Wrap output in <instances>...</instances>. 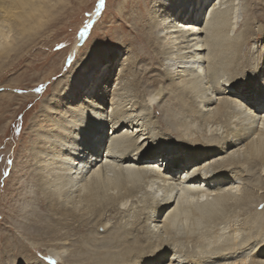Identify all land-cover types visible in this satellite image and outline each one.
Wrapping results in <instances>:
<instances>
[{
	"label": "bare ground",
	"instance_id": "bare-ground-1",
	"mask_svg": "<svg viewBox=\"0 0 264 264\" xmlns=\"http://www.w3.org/2000/svg\"><path fill=\"white\" fill-rule=\"evenodd\" d=\"M50 1L0 0V56L15 49L16 35L23 36L32 22L51 16ZM240 2L153 0L149 26L174 104L169 100L170 118L164 120L182 132L189 146L198 130L205 133L202 147L185 145L178 156L173 153L175 144L163 141L150 116L160 102L140 97L133 63L118 72L109 68L105 76L96 73L107 51L92 53L84 62L77 57L76 73L54 85L53 98L34 118V182L56 213H75L88 223V211L101 201L144 197L145 217L124 232L126 252L93 263L91 253L79 248L86 264H239L235 259L254 251L253 243L236 240L235 222L226 221L264 192L257 184L261 178L244 181L247 174L264 171V92L257 91L264 81L258 88L250 83L243 96L234 89L233 80L247 60L237 56L238 47L255 39L244 17L248 7ZM261 68L264 74V63ZM149 141L157 150L140 153ZM222 231L233 235L220 242L214 234ZM257 254H264V245ZM49 256L57 264L69 259L63 247L50 249Z\"/></svg>",
	"mask_w": 264,
	"mask_h": 264
},
{
	"label": "rangeland",
	"instance_id": "rangeland-1",
	"mask_svg": "<svg viewBox=\"0 0 264 264\" xmlns=\"http://www.w3.org/2000/svg\"><path fill=\"white\" fill-rule=\"evenodd\" d=\"M50 4L51 16L48 14L40 21L32 22L23 36L14 33L18 37L14 42L15 49L8 56H0V264H32L34 260L39 264H57V259L50 258L49 250L61 247L66 250L65 259H69L59 264H86L87 260L78 252L83 248L91 253L93 263L111 260V256L118 258L126 252L121 247L122 242L128 240L124 232L138 227L145 217L144 197L121 203L112 199L101 201L88 211V223L75 213L64 217L54 211L55 206L34 182L36 171L31 144L35 135L31 128L34 120L41 116L43 105L53 98L54 85L65 80L66 75L76 73L72 67L77 57L79 63L92 53L110 52L108 58L98 60L96 73L104 76L109 68L114 67V72H118L122 66L133 63L140 97L144 102L151 96V100L160 102L154 106L150 116L159 125L157 130L166 138L163 141L175 144L173 153L177 156L187 145L181 138L182 132H177L175 126L164 120L166 116L170 118L166 111L169 100L174 104L168 92V78L157 54L160 47L149 26L153 0H105L103 6L100 0H51ZM240 5L248 7L244 17L247 15L250 19L255 37L238 47L237 56H247V60L233 81L236 94L243 96L250 83L258 88L264 81L261 72L264 63V0H241ZM237 14L236 21L241 19L240 11ZM239 23L237 31L242 25L241 21ZM74 50L76 55L72 56ZM259 87L257 91L264 92V86ZM88 89L90 86L83 92ZM109 115L111 121L114 116ZM129 119L135 125L137 119ZM189 124L194 128L199 126L198 123ZM198 132L190 146L187 145L191 149L202 147L206 142V134ZM155 146L149 141L138 151L150 153L157 150ZM160 163L163 169L165 165L162 166L161 160ZM247 175L244 181L261 178L257 184L264 186V171ZM263 193L260 190L250 208H238L232 219H226L230 223L235 222L237 241L256 245L252 254L235 259L239 264H260L264 260V254H257L264 245ZM229 232H217L214 238L224 242L232 237L233 233ZM5 238L7 244L4 243ZM244 258L248 260L242 261Z\"/></svg>",
	"mask_w": 264,
	"mask_h": 264
},
{
	"label": "snow or ice",
	"instance_id": "snow-or-ice-1",
	"mask_svg": "<svg viewBox=\"0 0 264 264\" xmlns=\"http://www.w3.org/2000/svg\"><path fill=\"white\" fill-rule=\"evenodd\" d=\"M104 2H105V0H100V3H101V5H102V6H103ZM8 163H9V164H11V163H12V161H9ZM4 243H5V244H7V243H8V240H7V238H5V241H4ZM32 264H39V261H38V260H34V261L32 262ZM53 264H56V262H53Z\"/></svg>",
	"mask_w": 264,
	"mask_h": 264
},
{
	"label": "water",
	"instance_id": "water-1",
	"mask_svg": "<svg viewBox=\"0 0 264 264\" xmlns=\"http://www.w3.org/2000/svg\"><path fill=\"white\" fill-rule=\"evenodd\" d=\"M103 230V229H102Z\"/></svg>",
	"mask_w": 264,
	"mask_h": 264
}]
</instances>
